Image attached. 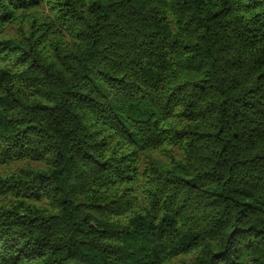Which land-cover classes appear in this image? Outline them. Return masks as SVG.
Masks as SVG:
<instances>
[{"label": "trees", "instance_id": "1", "mask_svg": "<svg viewBox=\"0 0 264 264\" xmlns=\"http://www.w3.org/2000/svg\"><path fill=\"white\" fill-rule=\"evenodd\" d=\"M0 264H264V0H0Z\"/></svg>", "mask_w": 264, "mask_h": 264}]
</instances>
